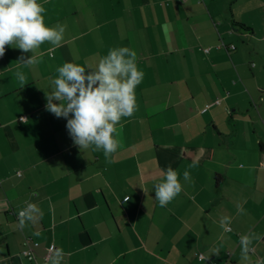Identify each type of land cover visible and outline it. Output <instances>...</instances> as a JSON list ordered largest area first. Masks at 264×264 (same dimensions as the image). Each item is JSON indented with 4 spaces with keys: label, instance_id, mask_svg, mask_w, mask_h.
<instances>
[{
    "label": "crops",
    "instance_id": "0c3cea01",
    "mask_svg": "<svg viewBox=\"0 0 264 264\" xmlns=\"http://www.w3.org/2000/svg\"><path fill=\"white\" fill-rule=\"evenodd\" d=\"M255 2L37 0L45 26L65 31L23 53L31 65L16 63L15 44L0 58V264H51L47 248L63 251L60 264H264V35L239 18L264 8ZM121 47L144 75L106 160L73 144L44 97L64 62L95 70ZM168 166L182 190L161 207ZM25 201L42 215L21 231ZM25 241L37 243L33 263Z\"/></svg>",
    "mask_w": 264,
    "mask_h": 264
},
{
    "label": "clouds",
    "instance_id": "9594fccd",
    "mask_svg": "<svg viewBox=\"0 0 264 264\" xmlns=\"http://www.w3.org/2000/svg\"><path fill=\"white\" fill-rule=\"evenodd\" d=\"M44 11L37 0H0V58L5 55L6 45L15 44L22 53L16 63L27 66L34 63V59L32 56L26 58L23 53L38 49L46 41L54 46L60 45L65 26L46 27L42 16ZM162 27L168 28L167 25ZM56 72L58 75L51 79L52 90L45 93V110L67 121L68 135L80 150L90 147L93 151L102 150L108 160L119 147L113 135L116 125L122 117L132 116L137 108L135 89L144 73L137 67L136 52L128 47L110 48L108 54L99 59L95 70L86 71L73 62H64ZM15 75L21 83L26 80L20 71ZM161 173L164 179L154 186V191L155 199L164 207L182 189L177 171L171 166L161 169ZM183 175L185 180L190 179L188 171ZM25 204L26 207L17 213L21 231L26 221L42 215L35 204L28 201ZM238 211L243 212L239 207ZM229 224L228 217L222 218V227ZM258 238L252 233L240 236L243 258L247 259L249 245ZM49 251L53 252V249ZM63 255L62 250L56 249L50 257L51 264H60Z\"/></svg>",
    "mask_w": 264,
    "mask_h": 264
},
{
    "label": "rangeland",
    "instance_id": "374dc122",
    "mask_svg": "<svg viewBox=\"0 0 264 264\" xmlns=\"http://www.w3.org/2000/svg\"><path fill=\"white\" fill-rule=\"evenodd\" d=\"M253 1H256L255 4L257 3V0ZM248 3L250 5L252 3V0H239L238 5L241 8H245L246 6H248ZM239 18H242L247 24L253 25L257 32L258 38L264 35V25L262 24L264 22V8L262 9L260 7H256L255 10H252L248 14H243V16H240Z\"/></svg>",
    "mask_w": 264,
    "mask_h": 264
},
{
    "label": "built area",
    "instance_id": "2783aa9c",
    "mask_svg": "<svg viewBox=\"0 0 264 264\" xmlns=\"http://www.w3.org/2000/svg\"><path fill=\"white\" fill-rule=\"evenodd\" d=\"M208 51V50H206ZM25 119V118H24ZM262 167H264V153H263V161L261 163ZM227 230H229V228L227 227L226 228ZM35 246H37V243L36 242H33L31 243ZM31 244L29 241H25L24 244H23V250H22V255L24 258H26L27 260L31 261L32 263L34 262L35 258H34V255L32 253V250H31ZM50 248H47L46 251H47V255L45 256V260L47 261L50 256H51V252L49 251ZM198 256V259L201 261L204 259V255L201 254V253H198L197 254Z\"/></svg>",
    "mask_w": 264,
    "mask_h": 264
}]
</instances>
